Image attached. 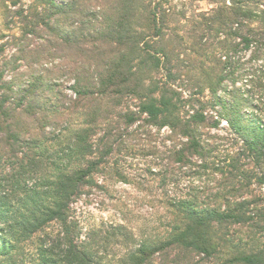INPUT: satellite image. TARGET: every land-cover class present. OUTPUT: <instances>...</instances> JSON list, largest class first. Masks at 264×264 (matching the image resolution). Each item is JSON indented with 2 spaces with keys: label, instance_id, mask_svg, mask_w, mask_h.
Segmentation results:
<instances>
[{
  "label": "trees",
  "instance_id": "obj_1",
  "mask_svg": "<svg viewBox=\"0 0 264 264\" xmlns=\"http://www.w3.org/2000/svg\"><path fill=\"white\" fill-rule=\"evenodd\" d=\"M207 1L188 16L172 0H0L4 23L31 39L9 53L0 42V264H264V0ZM185 39L214 62L204 80L216 115L173 88ZM66 82L75 126L55 98ZM137 122L168 128L159 157L194 178L165 190V171L154 172L151 227L124 217L82 238L71 205L103 188L93 174L107 173L120 130ZM29 240L37 256L24 263Z\"/></svg>",
  "mask_w": 264,
  "mask_h": 264
},
{
  "label": "rangeland",
  "instance_id": "obj_2",
  "mask_svg": "<svg viewBox=\"0 0 264 264\" xmlns=\"http://www.w3.org/2000/svg\"><path fill=\"white\" fill-rule=\"evenodd\" d=\"M23 1L25 4L30 3V0ZM172 3L177 4L176 9H180L181 6L184 7L188 16L194 12L205 11L212 6V3L207 0H172ZM182 3H185V5L183 6ZM183 24L185 26L181 28L180 34L186 37L187 32L185 29L189 28V24L184 22ZM0 34H2L0 42L6 43L7 53L10 52L11 45L15 42L27 45L31 41L29 37L23 38L20 35L21 30L17 23H4L1 10ZM35 41L42 42L40 38H36ZM189 43H191V40L185 39L174 52L176 54L180 53V56L174 69L173 88L180 92L182 98L189 99L191 97L193 107H197L198 101H200L204 104L208 113L216 115L217 106H212V94L204 80L206 72L213 71L212 75L215 74L214 62L204 56L194 54L187 48L190 47ZM194 49H198V46L195 45ZM172 61L175 63L174 60ZM204 69H206V72ZM70 83H64L55 98L61 105L60 109L75 126L78 124L77 110H72L70 113L64 108L69 107L68 105H74L77 97L75 93L73 95L72 90L69 88ZM198 84L201 85V88L197 86ZM129 101L128 103H131L130 108L134 109L133 103L135 102ZM185 109H187V106ZM139 123L137 122L127 130H120L123 135L118 139V146H115L109 154L107 173L97 171L93 174L94 182L100 183L103 188H87L89 191L78 197L71 205L70 215L73 219L74 217L78 219L82 238H85L93 227L122 221L124 217L127 220L129 219L133 225L147 224L151 227L157 216L152 206L156 204V199L160 198L161 191L158 177L154 172L158 170L159 172L165 171L164 174L169 178L164 186L165 190L171 189L172 183L170 181L175 179L178 189L185 191V188L187 189L194 178L189 172L173 171L171 173L172 170H168L165 160L162 159L163 156L159 157L161 153L158 152L165 151L169 145V142L165 141L168 128L164 127L158 130L155 126L147 124L139 127ZM140 125H142V122ZM220 125L225 127L224 120ZM213 131L216 130L212 129ZM116 136L117 134H114L112 138L115 139ZM105 150V146L99 147V151L104 152ZM37 182V178L26 181L28 186ZM42 191H44V187ZM23 195L24 192L20 189H15L9 194L10 202L7 209L10 217L16 219L24 210L22 208L24 199L21 198ZM57 228V224L51 223L47 227V231L55 232ZM22 247L21 257L24 263L37 256L35 242L33 244L31 240L26 241Z\"/></svg>",
  "mask_w": 264,
  "mask_h": 264
}]
</instances>
